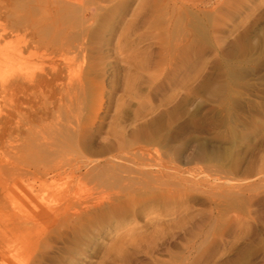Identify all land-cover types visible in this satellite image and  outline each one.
Wrapping results in <instances>:
<instances>
[{"label": "rangeland", "instance_id": "374dc122", "mask_svg": "<svg viewBox=\"0 0 264 264\" xmlns=\"http://www.w3.org/2000/svg\"><path fill=\"white\" fill-rule=\"evenodd\" d=\"M134 49L138 60L148 50L159 80L123 62ZM127 72L170 112L158 143L140 141L164 169L135 185L124 225L76 238L69 202L103 188L44 179L38 147L60 140L78 109L98 151ZM171 173L175 184H162ZM125 183L109 185L105 210L126 205ZM246 204L247 237L229 253L228 219ZM0 264H264V0H0Z\"/></svg>", "mask_w": 264, "mask_h": 264}, {"label": "bare ground", "instance_id": "6f19581e", "mask_svg": "<svg viewBox=\"0 0 264 264\" xmlns=\"http://www.w3.org/2000/svg\"><path fill=\"white\" fill-rule=\"evenodd\" d=\"M138 16H140L139 13L134 15V17ZM142 23L147 29L150 26L151 28L155 27V22L150 17L145 18ZM130 29L134 30L135 28ZM130 29H127V31H130ZM127 31L122 36L126 37ZM147 51V49L143 51L144 55H147L146 58L138 60L141 51L134 49L131 53L135 55L125 56L123 62L130 64V66H136L142 75L145 74L144 77L147 78L149 83L153 84V81H156L159 77V71L154 73L149 69L152 64V57ZM129 75V72H127L125 87L116 102L110 122L102 133L98 132L97 137L101 141L98 151L94 148L95 136L90 135V138L87 139L83 136V127H81L79 120L80 110L78 109V113L72 111L73 116L69 117L67 121V131L60 140L52 143L44 141L38 147L36 161L37 164L40 165L41 163L45 166L44 179L46 176L51 175L53 181L60 179L71 184L88 179L92 182L97 181L103 188L97 192L98 197L95 198V202H89V200L81 197L72 198V201L69 202V211L72 212L70 216L71 218L74 217L72 220H77L70 228L71 233H74L76 238L79 235L88 240V232L100 230L103 225V228L106 227L107 232L115 230L118 225H124L123 220L128 216L129 207L134 202L135 185L156 183V178L159 175L155 176L153 174H159L164 169L159 160V152L153 147L142 146L140 141H147L148 144H153L154 141L158 143V127L162 123L163 116L167 117L170 112L168 110L156 112L154 105H150L148 101L150 94L137 89L136 80H133L134 78ZM181 94L188 99L192 97L190 89H186ZM166 96L163 105L167 106L174 97H178V94L171 92ZM130 103L134 104V108L129 107ZM100 109L102 108L100 107ZM129 112H131L130 117ZM42 146L43 149L41 150ZM167 148L169 153L178 152L176 147L167 146ZM207 152L206 146L203 144L198 145L195 151L196 155L202 157H208ZM215 153H218V151H215ZM170 170L172 169L170 168ZM166 176L170 180H164L162 184H175L171 181L175 179V173L166 174ZM149 180L151 181L149 182ZM121 182H126V185L120 186V191L123 193L120 202L126 205L105 210L106 199L110 200L115 195L114 192H111L109 185H117ZM133 184L134 186H132ZM170 199L172 198L165 200V197H162L161 201L172 211L175 206L169 204ZM244 208L243 213L231 216L228 219L227 251L229 253L233 251L235 244H242L247 237L252 214L255 212L252 204H246ZM96 216L97 219L94 218ZM155 218L158 220L159 216L156 215ZM130 231V229L127 230L128 233Z\"/></svg>", "mask_w": 264, "mask_h": 264}]
</instances>
